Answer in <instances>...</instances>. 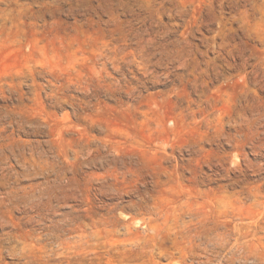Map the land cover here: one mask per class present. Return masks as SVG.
<instances>
[{"label":"rangeland","instance_id":"374dc122","mask_svg":"<svg viewBox=\"0 0 264 264\" xmlns=\"http://www.w3.org/2000/svg\"><path fill=\"white\" fill-rule=\"evenodd\" d=\"M263 128L264 0H0V264H41L6 233L50 219L94 231L72 264H217L166 231L264 192Z\"/></svg>","mask_w":264,"mask_h":264},{"label":"bare ground","instance_id":"6f19581e","mask_svg":"<svg viewBox=\"0 0 264 264\" xmlns=\"http://www.w3.org/2000/svg\"><path fill=\"white\" fill-rule=\"evenodd\" d=\"M261 192L252 191L251 194H247L246 198L250 200L247 206L240 204L237 209L219 210L220 215L227 219L228 222H234L232 225L215 223L205 228L202 226L191 228L192 221H181L176 226L174 225V228L167 229V236L174 243L179 239L184 240L187 245L194 247L200 254H215L218 259L217 264H235L236 261L241 260H252L256 264H264V200H261L264 197V192ZM3 199L9 207L19 208L24 206L34 210L37 213L36 216L43 220L47 219L44 211H51L54 208L53 203L59 200V194L46 190H23L21 192L11 190L4 193ZM3 199L1 200L2 202H4ZM237 199L239 200L240 197L238 196ZM27 218L29 221L32 219L30 216H27ZM49 221L51 225L43 229V235L47 238V242L42 241V236L36 237L34 230L22 233L16 232L17 234L13 231H8L6 239H18L19 249L23 255L31 252L32 248L35 249L40 256L39 258H41V264H63V262L72 264L74 260L84 259L86 255L95 250L96 246L91 240V237L94 236V231L86 233L84 229H81L80 225H73L70 221H54L52 219ZM2 222L4 225L14 226L16 219L9 215V219L2 220ZM143 223L148 231H153L156 228L155 220L143 221ZM136 224L138 225L139 222ZM126 225L128 233L132 232V234H135L133 233L135 228L132 223ZM140 242L141 239L139 237L120 240L121 245L131 243L136 246L140 245ZM16 248V245L13 246L11 251H15ZM179 259L180 264L185 263L186 258L184 256H180ZM212 261L208 256L205 264H213Z\"/></svg>","mask_w":264,"mask_h":264}]
</instances>
